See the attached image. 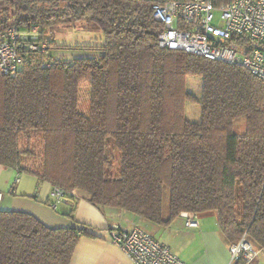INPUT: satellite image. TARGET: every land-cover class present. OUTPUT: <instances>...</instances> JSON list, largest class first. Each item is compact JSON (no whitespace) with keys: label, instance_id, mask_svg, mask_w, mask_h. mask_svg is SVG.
Here are the masks:
<instances>
[{"label":"trees","instance_id":"obj_1","mask_svg":"<svg viewBox=\"0 0 264 264\" xmlns=\"http://www.w3.org/2000/svg\"><path fill=\"white\" fill-rule=\"evenodd\" d=\"M152 6L0 0V34L38 27L48 47L30 53L16 76L0 74V165L60 189L63 202L45 204L58 213L67 203L58 214L72 222L76 193L100 210H124L161 226L183 213L213 211L229 245L246 235L264 249V82L240 66L160 48L163 25ZM84 20L104 33L101 55L54 61L48 31ZM86 75L89 116L79 110ZM189 76L203 79L201 100L186 90ZM186 101L201 105L199 122L186 118ZM241 117L246 128L239 136ZM109 138L119 161L106 152ZM83 236L95 237L86 225L51 228L30 213L0 209V264H72Z\"/></svg>","mask_w":264,"mask_h":264},{"label":"built area","instance_id":"obj_2","mask_svg":"<svg viewBox=\"0 0 264 264\" xmlns=\"http://www.w3.org/2000/svg\"><path fill=\"white\" fill-rule=\"evenodd\" d=\"M153 4V16L163 25L162 49L179 50L226 65L240 66L264 82V0H145ZM39 28L29 34L16 27L0 34V74L16 76L30 53H45ZM46 65H49L48 63ZM49 67V66H47ZM15 186L12 192H15ZM53 208L63 202L62 191L51 192ZM3 194L0 192V202ZM187 227H198L197 214L183 213ZM110 241L119 246L133 264H187L170 246L155 240L135 225L109 230ZM231 263L250 264L260 249L244 235L229 248Z\"/></svg>","mask_w":264,"mask_h":264},{"label":"crops","instance_id":"obj_3","mask_svg":"<svg viewBox=\"0 0 264 264\" xmlns=\"http://www.w3.org/2000/svg\"><path fill=\"white\" fill-rule=\"evenodd\" d=\"M7 169L12 168L0 165V180ZM12 170L16 172L15 169ZM4 184L6 186L4 189L7 190V182ZM44 184H47L49 188L46 196L41 197L38 188L33 194L31 192L17 195L14 192L13 196L7 199L3 195L0 209L5 207L6 210L30 213L51 228L86 225L87 231L95 237L83 236L80 239L72 264H133L126 253L110 241L109 230L116 226L130 229L135 225L141 226L155 240L170 246L173 253L187 264L231 263L230 245L220 231L217 212L198 214V227H187L183 215L170 225L161 226L145 222L137 215L124 210L109 207L100 210L88 203L84 194L76 193L81 200L75 212V222H72L44 204L43 201H53L52 186L48 183H38V186ZM6 190L0 188L1 193ZM30 195L36 198H31ZM65 204L68 207V204ZM258 257L250 264H257Z\"/></svg>","mask_w":264,"mask_h":264},{"label":"rangeland","instance_id":"obj_4","mask_svg":"<svg viewBox=\"0 0 264 264\" xmlns=\"http://www.w3.org/2000/svg\"><path fill=\"white\" fill-rule=\"evenodd\" d=\"M47 37L55 43V47L49 51V55L53 58V60L70 64L78 59L98 58L102 53L100 49L105 43L104 33L98 29L94 23L85 20L69 25L62 24L54 26L50 31H48ZM90 79V75H86L82 78L79 84V110L86 116L90 115ZM202 88L203 79L200 76H189L187 78L186 90L195 95L198 100H201L202 98ZM185 116L191 122H199L201 118V105L198 102L186 101ZM245 128V118L241 117L237 119L234 126L235 135H243L245 133ZM106 144L107 154L114 158V160L119 161V152L113 139L109 138ZM118 170L119 165L116 162L115 172ZM6 182L8 184L7 190L4 189L6 187L4 183ZM38 183V180L32 175L21 174L19 176L14 170L7 169L1 177L0 188H2V190H6L4 192L2 191L5 199L13 196L14 192H12V188L14 186L16 188L15 192L17 195H23L25 193L29 194L31 192V194H33L38 188L40 196H46L49 189L48 185L44 184L39 187ZM169 196L170 191L168 187H166L164 194L165 203L169 200ZM43 202L45 204L46 201ZM65 205L66 204L60 205L59 214H62L61 211L64 212L66 210L67 206ZM2 209L6 210L5 207H2ZM258 256L257 264H264V249H260Z\"/></svg>","mask_w":264,"mask_h":264}]
</instances>
